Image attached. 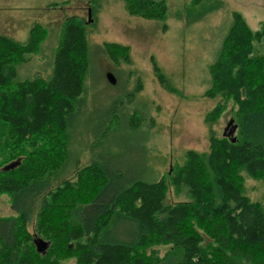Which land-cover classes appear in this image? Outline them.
I'll use <instances>...</instances> for the list:
<instances>
[{
  "label": "trees",
  "instance_id": "16d2710c",
  "mask_svg": "<svg viewBox=\"0 0 264 264\" xmlns=\"http://www.w3.org/2000/svg\"><path fill=\"white\" fill-rule=\"evenodd\" d=\"M123 1L134 15L164 19L168 10L165 0ZM95 3H88L90 10ZM220 6L222 0H190L176 17L198 19ZM231 16L207 66L205 94L219 99L204 119L210 125L232 99L236 128L219 136L210 125L207 150L187 149L181 162L154 177L128 174L125 165L132 164L124 156L114 161L101 143L105 130L97 135L93 119L85 133L93 139L86 145L90 158L69 164L72 133L87 111L86 80L92 79L83 16L64 17L57 43L50 44L47 76H26L25 66L43 49L44 25L33 23L25 42L0 33V192L10 194L14 211L0 215V264L66 258L73 264H264V204L252 198L248 183L264 182V21L253 30L241 12ZM103 46L117 63L130 62L127 45ZM152 63L159 82L173 90ZM140 89L137 75L124 94L128 105L104 117L116 131H145L139 123L145 105L137 101L135 111L128 109ZM170 186L181 199L167 200ZM39 238L50 245L44 251L35 243Z\"/></svg>",
  "mask_w": 264,
  "mask_h": 264
},
{
  "label": "rangeland",
  "instance_id": "374dc122",
  "mask_svg": "<svg viewBox=\"0 0 264 264\" xmlns=\"http://www.w3.org/2000/svg\"><path fill=\"white\" fill-rule=\"evenodd\" d=\"M165 1L168 5L166 17L157 19L130 14L124 8L123 0H96L91 10L88 7L91 0H0L1 34L25 42L31 27L27 28L28 23L39 22L48 29L43 49L40 48L33 54L31 62L25 64L26 76L49 74L54 54L50 49L54 41L53 31L61 25L65 16L77 14L86 20L90 60L88 74L92 79L88 77L86 80L87 111L81 117L78 130L75 128L72 133L74 151L69 164L76 162L77 158L86 163L90 158L86 145L93 139L88 140L85 133L90 127L86 121L91 119L95 121L97 135L105 130L101 143L107 145L114 161L124 156L132 164L126 166L124 163L128 174L151 177L164 174L172 163L181 162L187 149L207 150L210 125L219 136L234 132L233 110L236 106L232 99L224 103L225 108L214 116L210 125L205 121V115L215 109L219 96L205 94L209 83L204 78L210 79L207 66L218 53L222 37L231 22L232 11L241 12L249 27L257 29L264 21V0H222V6L192 20L176 17L178 9L190 0ZM104 42L127 45L130 62L114 61L104 50ZM36 57L41 59V71L35 68ZM152 58L167 77V82L174 86L173 90L159 82ZM108 70L116 77L114 83L106 77ZM19 73L21 75V67ZM137 75L141 79V89L129 101L128 109L135 111L134 103L139 101L138 107L145 105L148 110L141 112L144 119L139 123H142V130L145 128L142 135L116 131L104 118L110 109L128 105L124 94L134 88ZM145 150L149 152L147 165ZM140 155L143 159L139 158ZM248 183L252 185V198L264 204V182L249 180ZM167 196L168 201L182 198L171 186ZM13 213L10 194L1 191L0 215ZM60 264H73V258L63 259Z\"/></svg>",
  "mask_w": 264,
  "mask_h": 264
},
{
  "label": "water",
  "instance_id": "95a60500",
  "mask_svg": "<svg viewBox=\"0 0 264 264\" xmlns=\"http://www.w3.org/2000/svg\"><path fill=\"white\" fill-rule=\"evenodd\" d=\"M90 11V10H89ZM90 14V13H89ZM90 17V16H89ZM106 77L107 79L111 82V83H114L116 81V77L114 75V73L112 71H107L106 72ZM10 167L13 166V164H10L8 165ZM35 243L37 245V248L40 250V251H44L46 249V246H47V242L41 238L39 239H36L35 240Z\"/></svg>",
  "mask_w": 264,
  "mask_h": 264
},
{
  "label": "crops",
  "instance_id": "0c3cea01",
  "mask_svg": "<svg viewBox=\"0 0 264 264\" xmlns=\"http://www.w3.org/2000/svg\"><path fill=\"white\" fill-rule=\"evenodd\" d=\"M49 18H50V20L52 21V18H51V14L49 13ZM31 21V20H30ZM32 23H33V21H32ZM32 23L30 22V23H28L26 26H27V28L29 27V26H31L32 25ZM46 27V26H45ZM59 28H60V25L58 26V28H56V29H54V31H53V34H54V43L56 44L57 43V40H58V36H59ZM46 29H47V27H46ZM14 33H17V31H15ZM47 36H48V29H47ZM46 36V37H47ZM46 39V38H45ZM45 39H44V41H45ZM44 41H43V43H44ZM36 65L38 66V67H40V68H42V65H40V61H38V62H36ZM108 71H111V70H108ZM107 72V71H106Z\"/></svg>",
  "mask_w": 264,
  "mask_h": 264
}]
</instances>
